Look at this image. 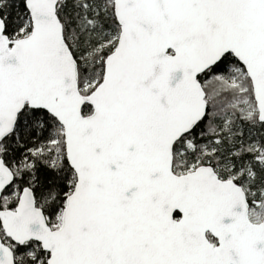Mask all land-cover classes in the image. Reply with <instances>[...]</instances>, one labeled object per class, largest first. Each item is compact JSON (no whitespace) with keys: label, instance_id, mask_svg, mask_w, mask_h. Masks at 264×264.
Masks as SVG:
<instances>
[{"label":"snow or ice","instance_id":"obj_1","mask_svg":"<svg viewBox=\"0 0 264 264\" xmlns=\"http://www.w3.org/2000/svg\"><path fill=\"white\" fill-rule=\"evenodd\" d=\"M0 264H264V0H0Z\"/></svg>","mask_w":264,"mask_h":264}]
</instances>
